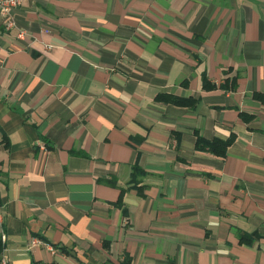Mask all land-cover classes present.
I'll use <instances>...</instances> for the list:
<instances>
[{
    "label": "crops",
    "instance_id": "crops-1",
    "mask_svg": "<svg viewBox=\"0 0 264 264\" xmlns=\"http://www.w3.org/2000/svg\"><path fill=\"white\" fill-rule=\"evenodd\" d=\"M13 19L7 264H264V0H23ZM196 132L234 140L217 156Z\"/></svg>",
    "mask_w": 264,
    "mask_h": 264
},
{
    "label": "trees",
    "instance_id": "trees-1",
    "mask_svg": "<svg viewBox=\"0 0 264 264\" xmlns=\"http://www.w3.org/2000/svg\"><path fill=\"white\" fill-rule=\"evenodd\" d=\"M202 88L203 89H213L215 88V85L213 83H210L205 77L202 79ZM226 84H223V88L227 87L228 79L225 80ZM222 86V85H220ZM234 87V78L231 80V88ZM257 97H260L259 95H256ZM155 99L163 102H170L176 105H182V106H194L197 103V99L194 97H181L176 96L172 94H157ZM241 117L244 120H250L251 116L246 115L244 113H240ZM234 135H230L226 139L221 138H212V139H205L202 137L198 132H196V139H195V149L199 151H205L212 153L217 156H224L227 150V147L233 142ZM142 171L138 167V165L135 163L132 165V180H134V176L141 175ZM109 183H113L112 180L108 181ZM122 194V191H121ZM247 235H241V240H247ZM4 249V243L1 240V234H0V254L2 253Z\"/></svg>",
    "mask_w": 264,
    "mask_h": 264
},
{
    "label": "built area",
    "instance_id": "built-area-1",
    "mask_svg": "<svg viewBox=\"0 0 264 264\" xmlns=\"http://www.w3.org/2000/svg\"><path fill=\"white\" fill-rule=\"evenodd\" d=\"M23 0H0V33L2 31H8L12 28H15V22L13 19V11L15 7H17ZM25 36V31L22 29H18L16 31V37L19 40H22ZM46 48H50V45H46ZM2 239H4L3 235ZM39 240L36 238H32L30 244H36ZM0 264H7V259L1 255L0 256Z\"/></svg>",
    "mask_w": 264,
    "mask_h": 264
}]
</instances>
